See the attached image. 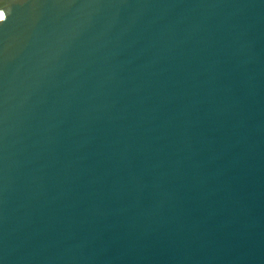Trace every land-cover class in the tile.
<instances>
[{"label": "water", "instance_id": "obj_1", "mask_svg": "<svg viewBox=\"0 0 264 264\" xmlns=\"http://www.w3.org/2000/svg\"><path fill=\"white\" fill-rule=\"evenodd\" d=\"M0 264H264V0H0Z\"/></svg>", "mask_w": 264, "mask_h": 264}, {"label": "snow or ice", "instance_id": "obj_2", "mask_svg": "<svg viewBox=\"0 0 264 264\" xmlns=\"http://www.w3.org/2000/svg\"><path fill=\"white\" fill-rule=\"evenodd\" d=\"M7 19V17H6V14H5V12H4V20L3 21H5Z\"/></svg>", "mask_w": 264, "mask_h": 264}]
</instances>
